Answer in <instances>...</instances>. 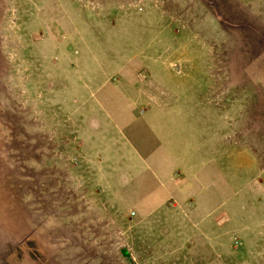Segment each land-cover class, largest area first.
Returning a JSON list of instances; mask_svg holds the SVG:
<instances>
[{
    "label": "rangeland",
    "instance_id": "rangeland-1",
    "mask_svg": "<svg viewBox=\"0 0 264 264\" xmlns=\"http://www.w3.org/2000/svg\"><path fill=\"white\" fill-rule=\"evenodd\" d=\"M132 93L198 145L170 192L100 143L157 146ZM0 264H264V0H0Z\"/></svg>",
    "mask_w": 264,
    "mask_h": 264
},
{
    "label": "crops",
    "instance_id": "crops-1",
    "mask_svg": "<svg viewBox=\"0 0 264 264\" xmlns=\"http://www.w3.org/2000/svg\"><path fill=\"white\" fill-rule=\"evenodd\" d=\"M133 93L130 97V100L133 101L132 103H130L132 111L137 112L139 118H143L141 119L145 123H142L143 128H149L153 132L154 137L157 139V146L151 148L147 136L145 137L146 140L144 139L143 143L137 142V144H134V141L131 140L127 133L128 127L118 126L120 124L116 121V118L113 116L111 111L108 112V120L110 121V123L109 125H107V127H104L106 131L103 129L101 130L103 131V134H105L108 133V129H111V132H113L111 134H117V136H110L111 138H106L103 135L101 142H99L101 144L107 143L109 144V146L114 145L115 149L111 151L107 149L108 146L105 147V149L110 152L109 158H113L114 160L119 158L117 157L116 153L117 148L118 152H124L121 156V160L125 161L127 158L135 159L137 163H129V165L133 170H136V175H143L146 173L150 176H155L157 185L156 190L159 192V194L161 193V191L165 193L170 192L171 186L168 183L171 178L174 179V177H172L174 175V171L179 170V168H182L184 166V162L177 164L176 167H174L173 164H169V162L167 161L177 159L182 161L183 159H189V152H196V150L198 149V145L197 143L193 142L191 144V147L193 149L190 148L192 151L188 152L185 147L182 146V143H185L186 141L184 140L183 134L185 133V124H187V122H185L184 120L185 114L181 104L174 103L166 106V104L154 103L140 106L136 103L137 96H134ZM132 96H134L135 98ZM141 96L149 99L148 94L142 93ZM141 96L140 99L142 98ZM138 116L136 117L138 118ZM143 135L145 136V133H143ZM161 155L164 156H162L163 158L161 157L159 159V156ZM151 159H153L156 166L154 165V163H152V166L148 164V161ZM133 180H135L136 184L139 185L136 179ZM146 197L148 199H151V195ZM166 197L167 198H164L161 202L153 200L152 203L146 202L140 204L142 210L139 208V211L137 212L139 216L136 221V226H138L139 229L143 231H149V229L153 227V225L151 224L152 221H154L157 216L164 217L160 214H156V211L160 208L167 209L170 207L167 204V199H169L170 201L169 194ZM147 208H149L150 210H147ZM164 218H166V216Z\"/></svg>",
    "mask_w": 264,
    "mask_h": 264
}]
</instances>
